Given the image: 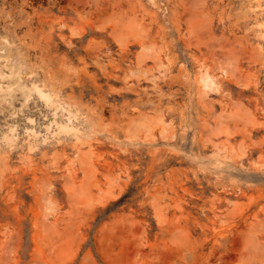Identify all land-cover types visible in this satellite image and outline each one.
Wrapping results in <instances>:
<instances>
[{
  "label": "rangeland",
  "instance_id": "374dc122",
  "mask_svg": "<svg viewBox=\"0 0 264 264\" xmlns=\"http://www.w3.org/2000/svg\"><path fill=\"white\" fill-rule=\"evenodd\" d=\"M0 264H264V0H0Z\"/></svg>",
  "mask_w": 264,
  "mask_h": 264
},
{
  "label": "bare ground",
  "instance_id": "6f19581e",
  "mask_svg": "<svg viewBox=\"0 0 264 264\" xmlns=\"http://www.w3.org/2000/svg\"><path fill=\"white\" fill-rule=\"evenodd\" d=\"M198 2V1H197ZM198 12V11H197ZM202 12V14H203V11H201ZM199 14V13H198ZM204 15H205V13H204ZM195 16V15H194ZM198 16V15H197ZM196 16V17H197ZM193 17V16H192ZM199 17V16H198ZM200 17H202V16H200ZM121 18H123V17H121ZM194 18V17H193ZM203 18H204V16H203ZM118 19H120V18H118ZM207 19V18H206ZM124 20H125V18H124ZM201 21V20H200ZM201 22H203V20L201 21ZM207 22V21H206ZM120 23V22H119ZM196 23H197V21H196ZM195 23V24H196ZM118 24V23H117ZM201 24V23H200ZM196 26H197V24H196ZM198 26H199V24H198ZM144 22L142 21V20H139L137 17H132V18H130L129 20H126V21H123V22H121L119 25H117L116 27H115V31H117V35L119 36V38H120V40L121 41H125V40H127V38L129 37V35H138V36H140V35H142L141 34V32L143 31V29H144ZM200 27V26H199ZM146 28H147V26H146ZM198 30V29H197ZM201 31V30H200ZM200 31H199V33H200ZM145 33H146V29H145ZM205 33V32H204ZM203 33V34H204ZM210 34H212V33H210ZM200 35H202L201 33H200ZM205 35V34H204ZM143 36V35H142ZM146 36V35H145ZM201 37V36H200ZM202 37H204V36H202ZM206 37V36H205ZM204 37V38H205ZM207 38V37H206ZM209 38H210V36H209ZM154 43V42H153ZM152 44V43H151ZM148 45V44H147ZM155 45V44H154ZM153 46V45H152ZM149 47H150V45H149ZM154 48H156V45L155 46H153ZM153 48V49H154ZM152 49V47L151 48H148V47H144L143 49H142V51H141V53H142V55L143 56H148V55H151V54H154V50ZM156 50V49H155ZM237 52V51H236ZM156 53V52H155ZM156 56H157V54H155ZM237 55H239L238 53L236 54V53H234V52H230V51H227V53H221V55H220V57H221V61H222V59H223V61L224 62H222V64H224L223 66H225V67H227L228 68V65H229V67L233 64V63H235V60L236 59H238V57H237ZM153 56V55H152ZM155 56V57H156ZM142 57V56H141ZM233 66H234V64H233ZM233 69V68H232ZM213 77H210L208 74H205L204 76H203V79H202V84H203V87L205 88V91H206V89H209V88H213L214 87V81H213V79H212ZM204 88H203V90H204ZM45 96V95H44ZM49 100V99H48ZM241 108H243V107H241ZM237 110V109H236ZM236 110H235V112H236ZM244 110V109H243ZM247 110V109H246ZM240 111V110H239ZM248 111V110H247ZM242 112H246V111H242ZM238 113V112H237ZM248 113V112H247ZM70 114L72 115V116H75V114L70 110ZM240 115H241V113H239ZM239 114H237V115H239ZM244 114V113H243ZM235 115V114H234ZM242 116V115H241ZM245 116V115H244ZM243 117V116H242ZM224 118H226V117H224ZM151 119V118H150ZM145 120V119H144ZM146 120L147 121H142V122H140V123H138V124H136V126H135V128H141V127H147L148 128V126H150L151 124H153L155 121L153 120V122L151 123L150 121L152 120H149V119H147L146 118ZM148 121H149V123H148ZM161 121V120H160ZM225 121V120H224ZM159 122H157L156 124H158ZM218 124V123H217ZM165 124H163V126H164ZM220 125H222V123L220 124ZM152 126V125H151ZM150 126V127H151ZM162 126V127H163ZM224 126H225V124H224ZM154 127V126H153ZM64 128H68L69 129V125H66V126H64ZM70 128H73V127H70ZM134 128V129H135ZM144 128V129H145ZM146 128V129H147ZM222 128H223V126H222ZM221 128V129H222ZM146 129H145V131H146ZM150 129V128H149ZM149 129H148V131H149ZM151 129H152V127H151ZM150 129V130H151ZM163 129H165V127L163 128ZM219 129V128H218ZM77 130V133H76V137L79 139L80 138V134L78 133V129H76ZM166 130V129H165ZM73 131V130H72ZM12 132V131H11ZM163 132H165V131H162V133ZM165 135H166V132H165ZM11 136V135H10ZM261 160V159H260ZM258 162V161H257ZM258 164H259V162H258ZM70 185L71 186H74L75 184H73V182H70ZM81 185V184H80ZM70 186V187H71ZM85 188L86 187H83L82 185L80 186V187H74V198L76 199V200H82V199H85L86 198V196H85ZM87 190V189H86ZM87 195V194H86ZM87 199V198H86Z\"/></svg>",
  "mask_w": 264,
  "mask_h": 264
}]
</instances>
